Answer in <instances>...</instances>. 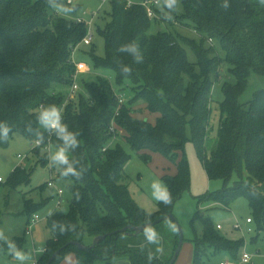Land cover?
I'll return each mask as SVG.
<instances>
[{"label": "trees", "instance_id": "1", "mask_svg": "<svg viewBox=\"0 0 264 264\" xmlns=\"http://www.w3.org/2000/svg\"><path fill=\"white\" fill-rule=\"evenodd\" d=\"M109 1V18L102 19L106 23L97 29L104 40V56L95 54L94 41L89 46V56L94 70L114 75L119 91H132V98L121 106L119 99L124 93L118 94L106 75L79 83L77 99L68 100L76 73L74 51L88 31L85 24L76 22L80 5H74L75 12L70 16H62L45 0H0V121L11 128L8 140L0 142V147H7L16 134L31 144L36 142L35 134L26 126L31 123L38 128L35 117L39 107L54 104L69 130L80 133V146L70 155L86 168L77 180L61 178L51 167L58 178L72 182V199L67 212L56 210L49 218L52 239L37 264H46L71 241L91 246L96 237L103 235L107 238L90 252L69 246L52 264H59L70 254L75 255L77 264H147L149 253L154 257L152 264H170L179 244L178 231L174 234L173 255L163 258L147 246L143 234L135 237L122 230L173 214L176 202L190 190V166L185 156L180 157L188 142V128L208 178L222 180L225 186L219 193L198 199L193 221L202 220L203 232L192 240V264H209L211 258L223 253L236 259L244 240L222 234L200 208L215 204L228 209L237 200L246 199L257 230L264 231V90L247 105L239 101L251 73L264 76V5L258 0H228L229 7L224 9V0H180L168 20L160 0V21L155 22L163 23L167 29L158 26L152 33V21L141 5L129 6L128 0ZM189 33L198 40L187 36ZM128 42L139 45L143 63L137 64L131 56L118 51L121 44ZM187 47L195 53L196 63L189 61ZM224 62L237 82L223 86L225 100L220 105L217 142L209 155L206 145L212 89L220 81ZM121 64L131 67L130 76L121 75ZM143 110L155 117L154 123L137 117ZM113 126L116 133L111 131ZM40 131L44 142L32 150L38 156L48 143L54 151L61 143L51 133L42 128ZM121 131L134 150L160 154L176 162L177 174L163 177L172 194L171 205L159 202L157 211L149 213L136 203L124 183L130 157L113 141V135ZM45 158L43 167L49 166ZM234 178L233 187H228ZM30 181V174L21 166L9 180L13 187ZM46 204L34 209L27 205L26 214L31 216ZM53 222L75 227L64 233L53 232ZM12 241L19 250L24 249L25 238ZM0 252H9L6 242L0 241Z\"/></svg>", "mask_w": 264, "mask_h": 264}, {"label": "rangeland", "instance_id": "2", "mask_svg": "<svg viewBox=\"0 0 264 264\" xmlns=\"http://www.w3.org/2000/svg\"><path fill=\"white\" fill-rule=\"evenodd\" d=\"M143 2L144 0H136ZM81 6L80 15L87 21H94V50L95 54L103 57L105 53V44L103 38L98 34V27L105 25L106 19L111 13V2L103 0H77ZM99 16V17H98ZM158 26L163 30L167 29L166 25L161 22L152 21V33H155ZM185 34V33H184ZM192 39L198 40L196 35L187 34ZM92 47L82 46L76 53V62H83L91 69L90 73L83 74L78 78V82L82 85L84 81L91 82L96 80L98 76L108 77L109 81L115 87L118 94L124 95L125 103L133 96L130 89L125 88L119 91L115 77L111 72L103 70H94L89 51ZM188 59L191 63L197 62V57L190 47L186 48ZM221 58L225 59V53L220 50ZM220 81L214 84L212 89V114L209 121V132L207 140V150L210 155L215 148L220 127L221 110L220 105L224 102L223 86L225 83H236V78L230 73V66L224 62L220 69ZM264 90V76H260L252 72L248 78L247 89L240 97L239 101L243 105H247L254 95ZM83 93V90H82ZM70 99V95L68 100ZM71 100V99H70ZM73 101V100H72ZM142 111V110H141ZM142 120L155 122V117L143 110L137 115ZM188 142L185 150L180 157L185 156L191 173L190 190L186 191L181 199H179L173 209V216L184 233V243L176 264H192L193 261V244L192 240L195 235L201 236L203 232L202 220H194L198 212V199L207 194H216L225 188L222 180H210L204 170L203 164L199 158L197 149L192 142L190 129L187 130ZM114 145L120 144L124 151L130 157L129 162L125 166V181L129 186L130 192L136 203L146 209L149 213H155L158 209L159 202L152 197L151 185L154 181H159L163 185V177L175 176L177 174L176 162L166 157L151 153L149 151H136L127 141V135L121 131L113 135ZM49 145L47 144L46 147ZM34 146L23 135L16 134L10 140L7 147H0V178L4 180V184H0V231H3L9 241L14 238H25V247L21 251L28 254L31 259L26 264H37L38 259L43 255L47 247V243L52 239V232L48 227V220L51 217L49 212L54 213L56 210L67 212L69 210L72 194L70 191L71 181H67L57 177V174L51 171V166L43 167L41 164L45 157L51 151L42 150L40 155H36L32 149ZM184 153V154H183ZM19 156L26 159H19ZM148 158L149 161H145ZM23 167L31 176L28 184H21L17 187L9 182L13 171L17 167ZM53 183V187H49V183ZM235 178L228 184L233 187ZM62 189L64 194L61 198V206H58L60 197L58 190ZM264 193V185L262 186ZM47 204L39 209L35 214L29 216L26 214V206L34 209L41 203ZM205 217L210 218L215 225L224 227L221 233L233 240H244V246L241 248L236 259L230 258L223 253L211 258L209 264H219L223 260H228L233 264H245L241 262L242 256L248 254L251 261L248 264H264V231H258L255 223L247 226V219L252 218V213L246 199H239L234 202L230 208L226 209L219 205H203L200 208ZM37 215L40 222L36 224L31 234H27L28 222ZM175 223V222H174ZM240 225L241 230H234L235 225ZM161 236L160 250L158 255L163 258H169L173 255L175 246V233L170 232L166 227V221L154 227ZM252 229L254 233H249ZM5 242V241H2ZM157 250L156 245H147ZM0 264H20L9 252H0ZM59 264H77L75 255L70 254L65 257Z\"/></svg>", "mask_w": 264, "mask_h": 264}, {"label": "clouds", "instance_id": "3", "mask_svg": "<svg viewBox=\"0 0 264 264\" xmlns=\"http://www.w3.org/2000/svg\"><path fill=\"white\" fill-rule=\"evenodd\" d=\"M46 4L52 8L57 13L62 16H70L75 12L74 5H68L65 0H45ZM180 0H162V6L168 12L165 19L171 20V13L175 12L179 5ZM260 5H264V0H258ZM224 9L229 7L228 0H224L221 5ZM120 53H125L133 58L135 63L141 64L144 62L143 54L139 48V45L135 42H128L121 44L118 48ZM121 75L127 77L132 74V69L126 64L120 65ZM36 122L38 128H33L31 123L26 126V130L35 134L37 142L43 143L44 136L40 129H44L48 133L53 134L61 143L57 145L55 151H52L48 155V161L51 167L55 168L59 173L61 178H75L77 180L81 179L86 171L79 159L73 158L70 153L75 152L79 148V140L77 138L80 133H74L69 130L66 123H64L63 115L61 110L54 104L41 105L36 113ZM11 132L10 126L5 121H0V142H6L8 140L9 134ZM152 197L154 200L169 206L173 203L172 194L166 185H163L159 181H154L151 185ZM76 199H79V194H76ZM49 215H53L49 212ZM74 225H65L63 223L53 222L52 230L53 232L59 231L64 233L66 231L74 229ZM166 227L172 232L176 233L178 231V226L171 219L166 218ZM143 236L146 244L156 245L157 251L160 250L161 236L158 231L151 225L150 221H146L143 227ZM0 241H5L9 253L20 262V264H26L31 257L19 250L14 241H9L5 236L3 231H0ZM154 257L151 253L147 256V264H152Z\"/></svg>", "mask_w": 264, "mask_h": 264}, {"label": "built area", "instance_id": "4", "mask_svg": "<svg viewBox=\"0 0 264 264\" xmlns=\"http://www.w3.org/2000/svg\"><path fill=\"white\" fill-rule=\"evenodd\" d=\"M76 1L77 0H66L68 5H76ZM103 1L107 2L109 0H103ZM128 4H129V6L134 5L131 2H129ZM139 5H141L146 10L147 16H148V18L151 21H160V15L158 13V10L160 9V6H161L160 0H144L143 2H140ZM76 22L78 24H85L87 26V30L88 31H87V35L82 40L80 46L77 49H75V51H74V61H75L76 53L80 50V48L82 46L89 47V46L92 45V43L94 41V32H93L94 21L93 20L87 21V20H85V18L79 16V17L76 18ZM75 66H76V73L74 75V78H73L74 79V83H73V86H72L71 91H70V99L73 100V101H75L77 99L76 97L78 96L79 92L81 91V88H80V85H79V82H78V78L81 75H83V74H87V73L91 72L90 67L88 65H86L85 63H83V62H76ZM123 104H125V100H124V97L121 96L120 99H119V105L121 106ZM116 114H117L116 116H118L119 112H117ZM111 131L116 133V128L113 126L111 128ZM50 139H52V138H50ZM48 145L49 146L45 147V149L48 150V151H51L52 146H51L50 143H48ZM32 146H34L33 149H32V150H34V149L39 148L40 146H42V143H38L36 141V142H34L32 144ZM19 159L23 160V159H26V157L19 156ZM4 183H5L4 180L2 178H0V184H4ZM53 186H54L53 183L50 182L49 183V187H53ZM63 194H64V191L62 189H59L58 190V196L60 197V201L58 202V206L59 207L62 204L61 198H62ZM39 222H40V218L37 215H34L31 218V220L29 221V223H28L27 234H31L32 228L36 224H38ZM246 223L248 225H250V224H254V221L252 220V218H248ZM217 228L219 230H221L222 226L221 225H217ZM241 229H242V227L240 225H238V224L234 226V230H241ZM249 233H254V232H253L252 229H249ZM250 261H251V257L248 254H244L242 256V259H241L242 263L248 264V263H250ZM219 264H233V263H231L228 260H223Z\"/></svg>", "mask_w": 264, "mask_h": 264}, {"label": "water", "instance_id": "5", "mask_svg": "<svg viewBox=\"0 0 264 264\" xmlns=\"http://www.w3.org/2000/svg\"><path fill=\"white\" fill-rule=\"evenodd\" d=\"M160 31V29H159ZM166 218L167 219H171L173 222H175L178 226V233H179V244H178V247L175 251V254L170 262V264H175L179 255H180V252L182 250V246H183V243H184V233H183V230L180 228L179 224L177 223L176 219L174 218L173 214H169L168 216L162 218V219H159L157 221H154L151 223V225L153 227L157 226L158 224L166 221ZM143 227L144 226H140V227H134V226H128L127 228H124L122 230L123 233H126V234H130L132 236H139L141 234H143ZM128 231L132 232V233H128ZM112 235V234H110ZM107 238V235H103V236H98L96 237L94 240H93V243L91 246H85L83 244H81L80 242H77V241H71L69 242L67 245H65L63 248L59 249L57 252H55L51 257L50 259L48 260V262L46 264H52L56 258L59 256L60 253H62V251L64 249H66L67 247L69 246H75L77 247L78 249L80 250H83V251H87V252H90L92 249L96 248L97 245L100 244V242H102L103 240H105Z\"/></svg>", "mask_w": 264, "mask_h": 264}, {"label": "crops", "instance_id": "6", "mask_svg": "<svg viewBox=\"0 0 264 264\" xmlns=\"http://www.w3.org/2000/svg\"><path fill=\"white\" fill-rule=\"evenodd\" d=\"M128 2H131V3H133V4H139L140 2L139 1H136V0H128ZM76 4H78L77 3V1H76ZM79 5V4H78ZM99 17V16H98ZM160 29V28H159ZM250 225H253V224H250ZM250 225H248L247 224V226L248 227H250ZM224 229V227L222 226V229L221 230H223ZM178 260V259H177ZM177 262V261H176ZM117 264H130L128 261H121V262H119V263H117ZM176 264V263H175Z\"/></svg>", "mask_w": 264, "mask_h": 264}]
</instances>
